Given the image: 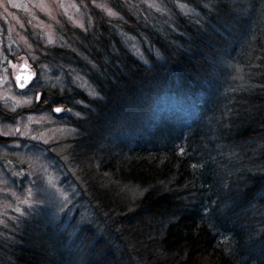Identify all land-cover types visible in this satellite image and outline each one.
Masks as SVG:
<instances>
[{
    "label": "trees",
    "instance_id": "trees-1",
    "mask_svg": "<svg viewBox=\"0 0 264 264\" xmlns=\"http://www.w3.org/2000/svg\"><path fill=\"white\" fill-rule=\"evenodd\" d=\"M166 1L196 11L144 9L121 33L97 10V29L47 46L44 61L99 93L42 89L44 108L78 131L65 165L76 210L57 209L46 230L41 219L21 234L0 227V264H134L131 245L138 264H264V0ZM113 3L119 12L130 1ZM126 34L147 43L148 62ZM79 211L95 227L77 225Z\"/></svg>",
    "mask_w": 264,
    "mask_h": 264
},
{
    "label": "rangeland",
    "instance_id": "rangeland-1",
    "mask_svg": "<svg viewBox=\"0 0 264 264\" xmlns=\"http://www.w3.org/2000/svg\"><path fill=\"white\" fill-rule=\"evenodd\" d=\"M129 1L124 0L129 5L125 4L124 10L117 12L113 0H44L43 7L39 6L40 0H0V62L4 67L0 72V106L4 105L7 107L6 111L12 109L15 113L17 109L29 107L34 101L37 102L35 98L39 88L45 89V87L53 86L56 89H63L65 86H69V83L83 89L90 97L96 98L89 94V89L80 86L86 82L98 93L96 87L84 75L74 69H70L66 73L64 69L53 66L42 58L50 56L47 46H65L69 43L68 38H74L77 32H82L85 29H97L98 22L101 20V18H95L97 10L109 18L106 20L111 22L112 29L120 28L121 33H125L123 25L130 26L131 24L133 29L140 27L135 17L144 9H150L156 14L162 15L160 12L167 10L170 6H175L182 17L194 14H185V11L179 7V1L171 4L166 0H138V6H135L134 0ZM187 6L196 11L195 7ZM109 12L115 13V15H109ZM81 36L83 33L79 32L74 40ZM50 40L51 42H49ZM123 40L140 61L148 62L152 51L150 50L151 54L144 51L147 43L141 44L137 37L129 34H126ZM133 45L139 49L142 56L137 54ZM224 45L225 43L222 44V46ZM41 47L44 50H41ZM15 55L18 58L14 62H21L22 58L19 56L23 55L33 63L38 74L33 85L37 89H29L27 93H23L15 88L12 73H9L11 68L13 70L14 68L4 66L7 58H14ZM237 57L241 60L242 54ZM221 68L225 69L223 66ZM229 71L226 72V74L229 73L226 77L229 79L238 78L237 73L232 75V72ZM58 73L64 77L59 76ZM217 77L222 78L219 72ZM48 95H50L49 92ZM40 98V101L44 100L43 95ZM40 107L38 106L36 114H28L26 109L28 115L24 114L17 122L15 121L17 124L11 123L8 130L5 131L10 140L4 142L8 139L7 137L0 142L5 143L3 146L0 145V227L13 228L14 232L18 234L24 232L29 226L26 225V222H33V219H41L46 226L44 230L48 229L50 221L61 216L64 209L72 205L74 195L78 194L74 193L75 185L67 192L66 188L71 186L73 181L72 178H67L69 173L65 169L66 163L70 160L69 141L77 135L78 131L72 126L60 123L55 119L51 110L47 111ZM74 116L83 117L79 112H76ZM20 135L25 140L18 138L15 140L16 136ZM38 141L45 142L47 145L53 144L52 147L58 157L53 155L52 159L44 146L32 145ZM10 157H14V159L12 160ZM25 200L27 203L23 202ZM72 206L69 210L70 213L76 210V205ZM57 209L61 210L60 214L56 212ZM80 209L84 210L85 207ZM80 213L82 212L78 213L81 216L77 219V225L81 228L85 227L86 223L94 226L87 220L82 222L80 219L83 214ZM22 222L25 223L22 224ZM13 223H15L14 226ZM52 233L56 235L53 236V240L57 243L58 234L56 231ZM53 246H51L52 250L55 249ZM131 251L134 264L141 263L142 260L140 261V256L132 245Z\"/></svg>",
    "mask_w": 264,
    "mask_h": 264
},
{
    "label": "flooded vegetation",
    "instance_id": "flooded-vegetation-1",
    "mask_svg": "<svg viewBox=\"0 0 264 264\" xmlns=\"http://www.w3.org/2000/svg\"><path fill=\"white\" fill-rule=\"evenodd\" d=\"M0 38H1V36H0ZM15 59H17V57H15V56H14V58H11V57L7 58V61L4 63V66L7 65V67H9V68L13 67V65H16V67H13L14 70L11 68V71L9 72V73H12V75H14V77H15V74L18 72V66L21 64V62H19V61L18 62H14ZM3 68L4 67H3L2 63L0 62V72L2 71ZM0 78H1V76H0ZM32 85H33V83L28 85V86H26L25 89H22V90H19V91H21L23 93H27V91L29 89L30 90H32V89L34 90ZM42 101L38 102V104L34 101L32 103V105H29V107L27 106V108H25V109H27L28 114H32V113L36 114L37 111H38V109H37L38 106H41L43 108L45 106H47L49 101H45V100H42ZM7 111H9V112H7ZM7 111H6L4 105L0 106V141H2L3 139H7V137H8V135L6 136V132H5L6 130L4 129V127H5L4 125L7 122V120L9 121V123L17 124L16 123L17 120H19V118H21L23 116L21 114L14 115L13 114L14 110H12V109L7 110ZM6 112H7V114H6ZM25 114L28 115L27 113H25ZM17 138H21V136H16L15 139H17Z\"/></svg>",
    "mask_w": 264,
    "mask_h": 264
},
{
    "label": "snow or ice",
    "instance_id": "snow-or-ice-1",
    "mask_svg": "<svg viewBox=\"0 0 264 264\" xmlns=\"http://www.w3.org/2000/svg\"><path fill=\"white\" fill-rule=\"evenodd\" d=\"M15 6L18 7L19 5H15ZM39 6H41V7L44 6V0H40ZM179 7H180L182 10L185 11V14H188V13H195V10H194V9L189 8V7H188L186 4H184V3H180V4H179ZM158 10H159V9H158ZM109 15H115V13L109 12ZM130 39H131V38H130ZM49 42H51V40H50ZM132 47L136 50V52H137L138 55L142 56V54L139 53V49H137L135 45H133ZM25 66H26V63H25ZM13 67H16V65H13ZM32 75H35V74H32ZM20 79H21V78H20L19 76L16 77V80H17V83H18L19 87L24 88V87L26 86V84H27V79H25V82H24V83H20ZM80 86L89 89V90H90V91H89V94H90V95H94V96H96V97L99 96V93H96L95 90L92 89L91 86L88 85L86 82L82 83ZM37 99H39V97H37ZM54 111H55V112H61V111H64V109H61V108H55ZM17 131H19V129H17ZM23 202H24V203H27V200H25V201H23Z\"/></svg>",
    "mask_w": 264,
    "mask_h": 264
},
{
    "label": "water",
    "instance_id": "water-1",
    "mask_svg": "<svg viewBox=\"0 0 264 264\" xmlns=\"http://www.w3.org/2000/svg\"><path fill=\"white\" fill-rule=\"evenodd\" d=\"M26 63V62H25ZM25 63H23L20 67V71L19 73L16 75L19 76L21 79H20V83H24L25 82V79H27V84L28 85L29 83H31L33 81V79L35 78L34 76L35 75H32V74H35V71L32 67H30V65L28 63H26V66H25ZM18 84V83H17ZM19 86V85H18ZM26 87V86H25ZM21 88V87H19ZM41 91L37 93V97L40 98L41 96ZM36 97V98H37Z\"/></svg>",
    "mask_w": 264,
    "mask_h": 264
}]
</instances>
